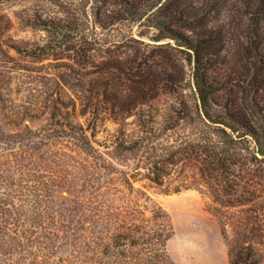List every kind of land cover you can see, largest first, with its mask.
Wrapping results in <instances>:
<instances>
[{
    "label": "trees",
    "instance_id": "1",
    "mask_svg": "<svg viewBox=\"0 0 264 264\" xmlns=\"http://www.w3.org/2000/svg\"><path fill=\"white\" fill-rule=\"evenodd\" d=\"M172 1L167 0V6ZM239 1L244 10L236 11L245 14L248 23L242 33L250 68L239 61L234 68L230 65L237 75L232 80L215 73L220 62L208 52L215 34L191 26L200 18L193 17L186 4L184 11L164 5L162 19L184 16V27L162 22L158 31L167 34L154 41L170 39L189 53L197 96L193 105L180 102L164 111V131L172 133L166 142L156 135L155 126L147 130L145 123L138 133L116 134L110 145L83 134L78 147L92 159V169L86 189L71 198L58 194L55 176L41 173L32 159L28 173L22 170L27 151L0 152V257L5 262L178 264L168 251L174 235L170 214L149 188L137 183L144 179L163 186L170 171L183 163L194 165L197 175L182 171L166 193L196 190L204 197L221 225L229 264H264V0ZM158 67L151 61L145 64L142 71L153 69L155 85L140 82L137 102L121 106L120 115L131 116L157 97L161 82H179ZM140 72L125 75L131 81L142 78ZM185 121L198 125L197 132L184 133ZM115 162L128 170L118 169Z\"/></svg>",
    "mask_w": 264,
    "mask_h": 264
},
{
    "label": "rangeland",
    "instance_id": "2",
    "mask_svg": "<svg viewBox=\"0 0 264 264\" xmlns=\"http://www.w3.org/2000/svg\"><path fill=\"white\" fill-rule=\"evenodd\" d=\"M166 1L0 0V140H23L0 142V152L27 151L22 170L28 173L32 159L41 173L55 176L58 194L71 198L86 189L92 169V159L78 147L83 134L110 145L116 134L138 133L145 123L147 130L155 126L156 135L166 142L172 133L164 131V111L176 103L197 102L189 53L170 39L154 41L167 34L158 31L162 22L184 27V16L162 19L167 8L184 11L186 4L193 17L200 18L191 26L215 34L208 52L220 62L215 73L221 79L237 78L229 67L235 62L250 68L242 33L248 28L247 17L236 11L244 10L241 1L173 0L169 6ZM150 61L165 71L167 62L166 73L175 74L179 82H161L157 97L131 116L120 115L121 106L137 102L140 82L155 85L153 69L142 71ZM136 69L144 76L128 81L125 74ZM188 126L185 121L184 133L197 132L198 125ZM182 171L192 176L198 172L194 165L180 163L163 186L143 177L137 183L149 188L170 214L172 259L178 264H229L221 225L204 197L196 190L166 193ZM0 264L8 263L0 257Z\"/></svg>",
    "mask_w": 264,
    "mask_h": 264
}]
</instances>
